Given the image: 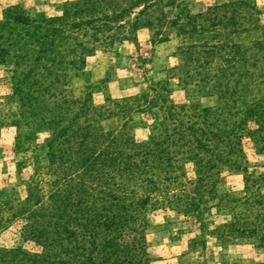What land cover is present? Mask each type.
I'll use <instances>...</instances> for the list:
<instances>
[{"label": "rangeland", "instance_id": "1", "mask_svg": "<svg viewBox=\"0 0 264 264\" xmlns=\"http://www.w3.org/2000/svg\"><path fill=\"white\" fill-rule=\"evenodd\" d=\"M34 1L31 5L28 0H0V247L40 250L33 241L20 238L21 211L17 213L16 207L26 196L22 181L33 180L28 189L30 201L22 207L35 210L36 201L47 203L53 185L70 174L67 163L57 159L62 146L50 148V138L65 128L91 129L95 126L92 105L128 97L127 113L137 142L160 129L167 112L178 105L224 107L233 117L230 123L244 118L246 129L239 135L243 161L236 162L237 167L224 162L221 145L214 143L206 146L208 152H201L202 158L162 161L167 179L174 176L180 182H193L187 185L190 191L196 179L213 182L216 196L207 194L205 186L193 190L198 193L193 206L144 208L149 264H264V58L258 59L264 57V0H150L145 12L137 13L141 6L126 9L119 22L103 21L106 26L99 32L88 28L85 46L92 47L90 55L73 45V54L64 57L57 33L54 52L44 51L38 62L33 61L32 37L37 35L41 48L50 41L41 36L46 25L39 19L60 16L74 0ZM128 1L105 0L96 8L110 13ZM230 1L234 9L232 13L226 10L222 28L188 20L190 15ZM17 18L27 24L16 23ZM79 19L73 16L67 25ZM81 27H67L66 34L83 41ZM27 41L31 44L26 45ZM165 42L167 46L162 45ZM48 66L51 71H46ZM83 99L86 109L81 106ZM175 111L184 127L196 114L188 106ZM215 118L210 115L198 125L221 134L232 126ZM101 127L107 129L104 121ZM246 127L256 131L249 134ZM175 150L180 153L185 148ZM72 173L64 190L71 187L76 195L79 178ZM224 193L228 195L223 197ZM78 201L79 197L75 208ZM221 224L245 231L224 236L217 230Z\"/></svg>", "mask_w": 264, "mask_h": 264}, {"label": "trees", "instance_id": "2", "mask_svg": "<svg viewBox=\"0 0 264 264\" xmlns=\"http://www.w3.org/2000/svg\"><path fill=\"white\" fill-rule=\"evenodd\" d=\"M91 1L97 3H91ZM149 1L130 0L126 2L128 5L123 3V6L120 5L119 9L113 8L110 13L96 8L105 0L68 2L60 16L39 19V22L46 25L45 33L41 36L50 41L45 42L46 48H41L37 45V35L32 37L33 47H38H35L36 54L33 61L38 62L44 51L54 52L53 40L57 33L62 42L58 46H61L64 57L73 54L75 50L73 45L83 50L84 55H90L92 47L85 46L87 30L99 32L102 27L106 26L103 21L117 22L119 20L117 18L121 17L126 9L141 6L137 13L145 12L148 7H151ZM233 7L232 1L225 2L208 8L203 13L190 15L188 20L199 23L207 22L212 28L216 26L222 28L225 24L226 10L230 8L232 13ZM94 12L98 15L88 17ZM71 14L76 17V20L80 19L67 25L68 20L73 18ZM81 14L84 16L83 19L80 17ZM15 20L16 23L23 25L26 23L18 18ZM51 23H58L61 26H54ZM87 24H90L89 27H86ZM135 24L132 23L131 27ZM227 24L233 27V23ZM81 25L83 27L79 35L83 41H74L76 37L66 34L67 27ZM119 25L117 24L118 27ZM262 28L264 29L263 26ZM213 32L218 35L216 31ZM91 37L94 41L97 40L93 34ZM69 40H72V43H69ZM25 44L31 43L27 41ZM223 47L218 46V49L221 50ZM58 53L59 51L56 54ZM262 58L264 57L258 56L259 60ZM46 71H51L49 66ZM128 101L129 98L126 97L120 101L109 100L107 104L92 105L90 113L95 117L93 119L95 126L85 130L76 128L73 131L65 128L50 138V148L51 146H62L57 159L67 163L70 174L72 172V174H77L79 183L76 184V191L78 194L73 195L70 191L71 187L67 191L64 190V187L72 181L71 175L68 174V177H61V181L53 185L54 187L48 192L47 203L36 201L37 208L31 210L29 207L27 209L26 206H22L30 201L28 189L33 180L22 181L21 186L26 196L23 201L18 202L19 205L16 207L17 213L21 211L19 217L22 219L19 236L22 240L33 241L40 250L29 252L20 246L0 247V264H149L144 248V229L148 225L144 208L153 209L156 204L165 206V208H168V204L181 207L193 206L194 198L198 195L194 191H199V188H205V186L207 194L216 196L213 193L215 185L213 182L204 183V180L196 179V184L190 191L187 185L190 186L193 182L187 179L180 182L174 176L171 180L167 179V172L162 161L166 159L171 163L178 158H189L188 156L191 160L193 157L202 158L201 152H208L206 146L212 143L215 146L221 145V156L227 165L237 167L236 162L243 161L239 135L245 129L242 126L245 124L244 118H237V121L233 120L236 123L231 124L230 120L233 117L229 116L228 111H224V107L216 106L213 109H207L192 104L175 106L178 110L187 106L192 107L196 112L191 115L189 126L184 127L175 109L170 110L160 129L152 131L146 140L137 142L131 132L132 120L127 113ZM85 102L86 99H83L81 106L86 109ZM87 114L84 111V115ZM210 115H215L216 118L213 120L223 119L224 126L228 127L229 123L232 126L224 129L221 134L215 133L212 129L206 130L203 125H198L200 124L198 121ZM102 121L106 124V130H102ZM192 125H198V127L194 129ZM182 130L187 132L182 134ZM247 130L250 131L249 134L256 131L250 128ZM61 132L66 134L62 136H65L62 142H58L57 139ZM178 147L185 148V150L179 153L175 150ZM209 155H212V152H209ZM38 173L42 172L38 171ZM227 195L228 193H224L222 196ZM78 197L79 201L75 208ZM162 210H165L164 207ZM184 214H187V211H183L182 215ZM219 229L222 230L224 236H229L232 231L238 233L245 231L242 227L231 230L228 225L224 224L217 227V230Z\"/></svg>", "mask_w": 264, "mask_h": 264}, {"label": "crops", "instance_id": "3", "mask_svg": "<svg viewBox=\"0 0 264 264\" xmlns=\"http://www.w3.org/2000/svg\"><path fill=\"white\" fill-rule=\"evenodd\" d=\"M18 1H20V0H18ZM28 1H30L31 3V5H34L35 3V1L34 0H28ZM37 1H39V0H37ZM40 1H42V0H40ZM162 45H165V46H167V43L165 42V43H163ZM170 50V49H169ZM169 50H167V51H165L164 53H163V55H162V57L164 58L165 56H167V54L169 53ZM162 58V59H163Z\"/></svg>", "mask_w": 264, "mask_h": 264}]
</instances>
